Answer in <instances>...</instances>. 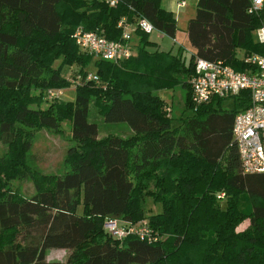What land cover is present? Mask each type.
Returning a JSON list of instances; mask_svg holds the SVG:
<instances>
[{
  "label": "trees",
  "instance_id": "trees-1",
  "mask_svg": "<svg viewBox=\"0 0 264 264\" xmlns=\"http://www.w3.org/2000/svg\"><path fill=\"white\" fill-rule=\"evenodd\" d=\"M250 4L196 0L184 30L187 61L179 46L151 50L147 34L135 31V54L111 63L79 51L75 29L118 41L121 18H143L175 43V20L160 0H118L113 8L102 0H0V264H264V173L241 172L231 138L249 94L194 105L188 86L194 59L242 72L237 49L264 57L250 38L264 26V8L248 12ZM91 58L96 81L85 80ZM73 65V100L41 109V91L70 87L59 72ZM178 89L174 127L157 92ZM222 100L232 109H221ZM62 121L73 145L63 173L43 175L27 163L33 132H58ZM120 123L129 135L98 138L100 126ZM21 180L31 183L30 198L10 188ZM146 200L160 211L147 214ZM104 219L144 221L154 240L112 239ZM49 249L69 253L46 261Z\"/></svg>",
  "mask_w": 264,
  "mask_h": 264
},
{
  "label": "built area",
  "instance_id": "built-area-1",
  "mask_svg": "<svg viewBox=\"0 0 264 264\" xmlns=\"http://www.w3.org/2000/svg\"><path fill=\"white\" fill-rule=\"evenodd\" d=\"M108 7H115L118 0H102ZM178 1L176 7H182ZM264 8V0H252L248 12ZM116 28L120 32L118 41L106 40L96 32H85L76 28L72 34L74 44L82 53L95 59L118 63L134 55L131 41L135 31L150 34L153 27L143 18L126 21L121 18ZM257 43L264 46V26L255 30ZM248 67L236 72L221 61L208 62L201 59L193 61V75L189 78L190 98L194 105L208 103L211 97L224 99L236 95L239 91L249 94V106L237 113L232 121L231 138L237 151L242 173H264V57L244 55L241 59ZM96 81L88 75L85 80ZM79 80V78H78ZM74 83V82H72ZM59 89H48L43 94L47 102L55 101ZM103 231L112 239L121 241L127 236L140 240H154L146 229L145 222L123 223L114 219H104Z\"/></svg>",
  "mask_w": 264,
  "mask_h": 264
},
{
  "label": "rangeland",
  "instance_id": "rangeland-1",
  "mask_svg": "<svg viewBox=\"0 0 264 264\" xmlns=\"http://www.w3.org/2000/svg\"><path fill=\"white\" fill-rule=\"evenodd\" d=\"M175 1L176 0H160V6L166 11L171 12L175 20V43H172L170 38L163 36L157 31H153L152 33L147 35L148 41L152 43L150 46L151 48L149 49L162 52L170 51L171 53H174L176 48L179 46V49L181 48L183 59L187 61L191 49L185 39L184 30L186 21L194 15L196 0H183L184 6L182 10H175ZM250 38L253 43H257L255 31H252L250 33ZM137 41L138 37L137 35H134L131 41V45L133 44L132 47H134V54ZM235 56L237 57V59L241 60L244 56L243 50L237 49L235 51ZM94 60L95 59L91 58V63L85 69V71L91 75H93L94 73V68L92 66V62ZM56 66L57 62L53 64V68H55ZM77 72L78 68L74 65L70 67L64 66L60 69L59 76L67 83H72L74 81L77 82L78 77L80 76L79 74V76L77 75L78 77H76ZM69 85L70 87L68 88L59 89V94L56 97V100L53 101L54 103L73 100L74 88L76 87V85ZM43 93H45V91H41L40 93L42 99V104L40 105L41 109H45L49 106L50 103L44 100ZM157 95L167 107L169 106L168 108L170 112L168 115L171 118V125L175 127L178 124L176 119L181 113V101L183 96L182 91H180L179 89L172 92H170L169 90H160L157 92ZM220 108L223 110H231V100H222ZM108 133L119 136H127L130 134L128 128L124 124H107V126H100L98 138L103 137ZM72 145L73 143L70 140L69 124L66 121H62L59 123L58 132H52L47 129H39L33 132L32 145L27 153V163L30 167L36 169L43 175H61L63 173V164L64 159L66 158L67 150ZM10 188L26 199L30 198L34 194L33 187L28 180L13 181L10 183ZM220 206L223 207L222 204H220ZM159 211V205H152L149 200H146L145 212L147 214H155ZM77 212H80V207H78ZM247 225L248 220L246 219L236 226V230H242ZM58 250L59 249H52V251H54L53 254H50V250H48L46 252L45 260H49L51 262H63L69 252L67 250Z\"/></svg>",
  "mask_w": 264,
  "mask_h": 264
},
{
  "label": "crops",
  "instance_id": "crops-1",
  "mask_svg": "<svg viewBox=\"0 0 264 264\" xmlns=\"http://www.w3.org/2000/svg\"><path fill=\"white\" fill-rule=\"evenodd\" d=\"M177 1H183V0H176L175 1V5H174V7H175V10H182V8H183V6H184V1H183V6L182 7H176V3H177ZM252 1V0H251ZM190 18H192V16L190 17ZM189 18V19H190ZM172 41V40H171ZM133 45V44H132ZM133 49H134V47H133ZM50 251V254H53L54 253V251H52V249H49ZM48 250H46L45 251V258H46V252H47ZM59 251V250H58ZM49 261V260H48Z\"/></svg>",
  "mask_w": 264,
  "mask_h": 264
}]
</instances>
